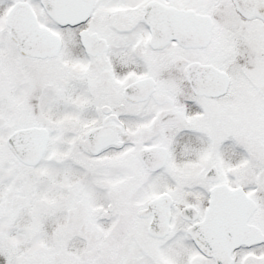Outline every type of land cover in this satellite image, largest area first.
Masks as SVG:
<instances>
[{"label":"snow or ice","instance_id":"1","mask_svg":"<svg viewBox=\"0 0 264 264\" xmlns=\"http://www.w3.org/2000/svg\"><path fill=\"white\" fill-rule=\"evenodd\" d=\"M0 264H264V0H0Z\"/></svg>","mask_w":264,"mask_h":264}]
</instances>
